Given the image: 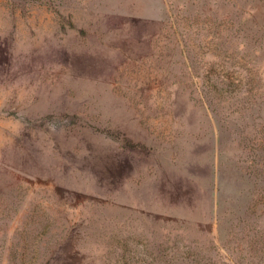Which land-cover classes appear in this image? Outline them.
<instances>
[{
    "label": "rangeland",
    "instance_id": "obj_1",
    "mask_svg": "<svg viewBox=\"0 0 264 264\" xmlns=\"http://www.w3.org/2000/svg\"><path fill=\"white\" fill-rule=\"evenodd\" d=\"M258 262L264 0H0V264Z\"/></svg>",
    "mask_w": 264,
    "mask_h": 264
},
{
    "label": "trees",
    "instance_id": "obj_2",
    "mask_svg": "<svg viewBox=\"0 0 264 264\" xmlns=\"http://www.w3.org/2000/svg\"><path fill=\"white\" fill-rule=\"evenodd\" d=\"M205 79V78H204ZM205 85H207L208 87H209V89L211 88V84L209 83V82H206V84ZM263 248V247H262ZM259 264H264V262H258Z\"/></svg>",
    "mask_w": 264,
    "mask_h": 264
}]
</instances>
